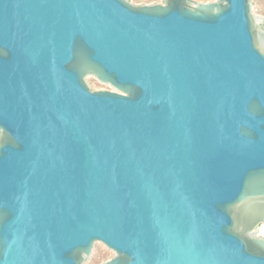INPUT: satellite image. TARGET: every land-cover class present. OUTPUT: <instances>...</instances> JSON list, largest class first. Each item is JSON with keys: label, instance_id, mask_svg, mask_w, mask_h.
<instances>
[{"label": "water", "instance_id": "95a60500", "mask_svg": "<svg viewBox=\"0 0 264 264\" xmlns=\"http://www.w3.org/2000/svg\"><path fill=\"white\" fill-rule=\"evenodd\" d=\"M163 1L0 0V264H264L261 0Z\"/></svg>", "mask_w": 264, "mask_h": 264}, {"label": "rangeland", "instance_id": "374dc122", "mask_svg": "<svg viewBox=\"0 0 264 264\" xmlns=\"http://www.w3.org/2000/svg\"><path fill=\"white\" fill-rule=\"evenodd\" d=\"M132 6L134 7H141V6H152V5H161L163 6L165 3L163 0H127ZM263 19H264V0L260 1L258 7ZM84 82L88 86L91 91H110V92H117L112 86L107 83H102L97 80L92 75H88L84 77ZM256 237H264V226L259 227V229L253 234ZM117 258V256L104 244L97 250V252L93 255L90 259L88 264H107L108 262L112 261L113 259Z\"/></svg>", "mask_w": 264, "mask_h": 264}, {"label": "flooded vegetation", "instance_id": "af4514ba", "mask_svg": "<svg viewBox=\"0 0 264 264\" xmlns=\"http://www.w3.org/2000/svg\"><path fill=\"white\" fill-rule=\"evenodd\" d=\"M259 226H261V224Z\"/></svg>", "mask_w": 264, "mask_h": 264}]
</instances>
